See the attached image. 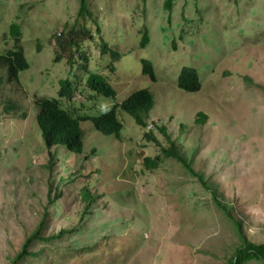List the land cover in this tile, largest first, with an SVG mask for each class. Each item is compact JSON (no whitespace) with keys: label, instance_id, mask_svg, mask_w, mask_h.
<instances>
[{"label":"rangeland","instance_id":"1","mask_svg":"<svg viewBox=\"0 0 264 264\" xmlns=\"http://www.w3.org/2000/svg\"><path fill=\"white\" fill-rule=\"evenodd\" d=\"M79 1L0 0V52L15 46L16 24L30 63L20 82L0 70V264H12L38 227L43 238L73 232L35 240L36 255L18 264H227L241 239L211 193L173 158L146 167L168 146L158 126L195 153L192 166L245 236L264 243V0H175L172 11L165 0H88L93 17L78 15ZM83 26L95 36L85 37L86 64L117 95L86 100L81 114L99 115L141 88L156 103L145 129L118 109L119 139L85 120L81 153L48 149L35 102L58 98L66 78H87L77 51L72 62L55 60L53 38ZM101 40L120 52L117 61ZM143 58L156 80L142 72ZM185 66L198 71L200 91L178 88ZM84 188L96 196L88 208Z\"/></svg>","mask_w":264,"mask_h":264},{"label":"trees","instance_id":"2","mask_svg":"<svg viewBox=\"0 0 264 264\" xmlns=\"http://www.w3.org/2000/svg\"><path fill=\"white\" fill-rule=\"evenodd\" d=\"M174 1L175 0H165L164 9L172 11ZM85 14H89L93 17V13L88 6V0H80L78 15L84 17ZM95 24L97 26V31L100 32L99 23L95 21ZM143 32L140 45L142 48H145L149 42V36L147 29ZM12 34L16 37V44L6 52H0V70L6 72L8 81L20 82L21 72L28 70L30 68V63L27 60L24 48L20 44L18 25L15 24L12 27ZM87 36L90 40H94L95 38L93 33L84 26L78 30L72 28L69 32L63 30L58 35H54L53 40L56 45V52L54 50L56 55L55 60L58 61L66 55L68 56V60L72 62L73 57H75V55H73L74 51H77L85 62L82 63L80 67L87 73V78L84 84L81 80H77V76L74 77L73 81L66 78L60 82L58 98L43 97L35 102V107L37 109L35 116L36 122L40 128L42 139L48 149L56 147L64 148L75 153H81L83 150L84 137L81 121L85 120H90L95 130L98 132L104 135H113L119 139L123 124L118 118V109L128 113L134 119L135 123L145 129L148 126L150 113L155 106L156 100L154 93L149 88H141L131 93L122 102H116L110 110L102 112L99 115L91 116L81 114L79 105L80 107L83 106L86 100H91L96 96L115 98L117 95L114 87L102 74L89 70L86 64L89 56L85 52V50H87L85 47V37ZM101 49L103 53L111 54V61H117L121 57L120 52L111 49L104 40H101ZM141 63L142 72L147 74L152 80H156L157 77L153 63L145 58L141 60ZM78 77L80 76L78 75ZM1 84H3V79L0 78V86ZM177 86L187 93L200 91L202 83L198 71L193 67H183L177 77ZM63 101H66V106H64ZM12 107L11 104L8 106V108ZM198 117L196 121L201 125L207 119V115L204 112H200ZM158 129L165 137L168 146L163 147L160 145V149H162L161 154L154 158L146 157V167L150 169L156 168L162 159L161 155L180 162L184 168L190 174L197 177L198 181L211 193L215 206L221 210L235 226L236 232L241 239L240 245L236 248L234 255L227 261V264H249L251 262L264 264V243H254L245 236L242 231V223L235 218L232 207L223 199L219 198L217 190L205 180L204 174L196 171L192 166L195 153L184 150V145L178 144L176 140L172 139V136L167 132L165 127L158 126ZM145 135L149 140L154 141L155 144H159L156 136H153L152 133H145ZM95 199L96 196L91 194L88 188L83 189V201L86 204V208H88ZM39 229L40 227L25 240L21 251L13 259L12 264H18V262L24 258L29 259L36 255L37 252L31 250L35 240L42 239L47 241L51 238L62 237L69 231L73 232V230L63 229L57 236L43 238L39 234Z\"/></svg>","mask_w":264,"mask_h":264}]
</instances>
